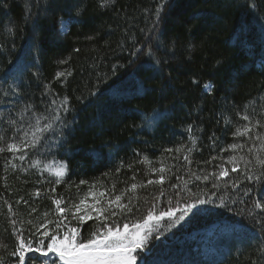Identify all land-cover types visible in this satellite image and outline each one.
<instances>
[{"label":"trees","instance_id":"obj_1","mask_svg":"<svg viewBox=\"0 0 264 264\" xmlns=\"http://www.w3.org/2000/svg\"><path fill=\"white\" fill-rule=\"evenodd\" d=\"M27 2L32 15L26 20L25 0H0V45L5 48L0 50V133L11 137L9 119L19 121L26 104L44 112L54 94L67 96L71 110L62 112V133L46 134L48 150L30 152L24 161L10 152L0 154L3 264L18 260L10 255L17 243L14 229L27 236L34 225L60 215L54 200L67 208L92 186L111 196L123 192L124 204L131 198L132 211L122 214L120 227L143 223L149 211L159 216L174 209L173 217L147 225L143 256L148 264H264V254L257 251L264 235L247 215H237L245 208L241 199L264 203V181H247L242 163L235 173L227 163L228 156L246 152L228 149L246 139L232 135L247 123L237 112L264 118V0H255L261 5L255 15L240 6L245 0H168L155 35L149 30L159 0H114L107 7L100 6L101 0ZM62 19L69 22L66 33L59 28ZM137 45L144 51L134 58L130 53ZM149 48L151 55H145ZM58 72L64 75L57 78ZM205 84L212 85L211 92ZM9 85L17 87V94L5 95ZM33 155L52 171L43 170V164L29 167ZM6 159L15 167H5ZM222 163L227 177L205 181L191 175L218 173ZM61 165L67 170L56 184L54 170ZM161 175L164 182L156 183ZM249 187L253 192L245 197ZM197 197L211 203L184 212ZM221 198L227 207L218 206ZM92 202L88 195L86 203ZM70 226L88 239L99 225L93 215L71 220Z\"/></svg>","mask_w":264,"mask_h":264},{"label":"snow or ice","instance_id":"obj_2","mask_svg":"<svg viewBox=\"0 0 264 264\" xmlns=\"http://www.w3.org/2000/svg\"><path fill=\"white\" fill-rule=\"evenodd\" d=\"M114 0H101V7L110 6ZM169 6L168 0H159L156 9L153 13L155 17L152 21V28L149 30L155 35V30L159 28L160 21L163 19L164 10ZM241 7L247 8L253 15L256 14L254 9H260L261 5L256 3L255 0H245V3L240 5ZM7 7V5H4ZM31 7L27 0H25V18H31ZM198 18V17H195ZM62 26L66 25L62 21ZM14 27V26H13ZM261 28L264 29V22L261 23ZM143 31V30H142ZM9 34L13 33V28L7 29ZM15 46L13 45V48ZM0 50H5L4 45H0ZM144 51L140 45L132 50L130 55L132 57H138L140 53ZM145 55H151V49L149 48ZM19 64H23V61H19ZM156 63H159L157 60ZM64 73L58 72L57 78L63 76ZM70 75V73H69ZM205 89L209 92L212 90V85L205 84ZM46 92L48 86H45ZM17 94L18 89L13 85L8 86V90L5 91V95L8 92ZM95 93H90L94 95ZM264 100V97L261 98ZM59 101V102H58ZM247 108L248 106L245 105ZM71 110L69 104V98L64 96L63 98L56 97L55 94L50 102L46 105L44 112H38L34 110V105L26 104L19 113V121L16 119H9V130L13 132L11 137L7 136L6 133H0V154L10 152L13 154V159H19L24 161L29 153L48 150L45 145L47 140L46 134L55 130L58 133H62V130L66 125L64 124L63 113H67ZM25 113H28L27 119H25ZM2 115V114H0ZM237 116L247 123L236 126L235 131L232 133L234 137L246 138L243 142L232 143L228 145V149L235 152H243L241 155H230L227 157V163L233 165L231 172H238L243 164V176L247 181H255L260 183L264 181V118L256 119L254 113L249 114L247 112L241 114L237 112ZM231 123V121H227ZM191 129V126H189ZM193 143L195 141L193 140ZM182 147V146H181ZM181 149L177 148L175 151L179 152ZM166 151L171 152L172 149ZM191 152V149L187 150ZM225 151V149H221ZM17 153H20L18 156ZM185 161H188V156H184ZM216 157H212L206 163H211ZM190 162V161H189ZM43 164V170L52 171L49 164L43 163V161L33 155L32 163L29 167H39ZM11 165L13 168L15 164L11 159L5 160V167ZM129 168L132 165H128ZM219 171L204 174L203 176L191 173L196 180H209L210 177H215L219 180L221 177H227L229 175V169L224 167L223 163L218 165ZM66 167L61 165L54 170L56 177L55 183H60V178L64 176ZM120 171L119 168L116 169ZM156 171V169H153ZM161 173L165 171L162 167L159 169ZM203 171V170H202ZM107 175V173L105 174ZM134 178V177H133ZM165 177L161 175L156 183H163ZM179 179V177H178ZM81 185L86 184L87 181L81 180ZM149 184L154 181L149 180ZM240 183L239 180L232 183V187L236 188ZM79 187V186H77ZM93 187L89 188L88 194L79 200V203L70 204L67 208L62 207L61 200H54L53 203L57 205V212L60 214L55 220L45 219L38 226L34 225L35 230H28V235H24V230H15L16 246L10 253L12 257H18L15 264H28V260L40 259L42 264H148L147 260L144 259L143 250L146 248L148 243V232L146 231L147 225L152 220H159L163 216L173 217L174 209L169 208L165 212H161L159 216L153 215L152 211H149L147 216L144 218L143 223H136L129 225L123 223L120 227L119 219L122 214L127 211L131 212L132 208L129 206L131 198H129V204L121 203V197L124 195L121 192L120 195H106L105 192H94ZM137 184L131 185L132 189H136ZM176 188V185H172ZM212 187L218 188L219 185L213 183ZM54 191L55 189H51ZM252 188H246L244 196L248 197L252 194ZM37 196L40 195V191L37 190L35 193ZM88 195L93 197L92 203H86ZM179 195V192L176 193ZM215 195V193H213ZM241 203L245 204V208L239 209L237 215H247V217L253 222L254 226L258 228V231L264 235V203L260 199H254L252 204H248L245 200L241 199ZM211 203L210 200H201L198 197L194 203H186L183 209L184 212H188L194 209L197 205H203ZM235 203V201H234ZM220 207H227L224 204L223 198H221ZM232 211V208H228ZM259 210V211H257ZM36 211L35 208L32 209ZM71 214V220L83 222L88 219H92L95 216L98 222V228L90 234L88 239H83L80 236L79 229L71 227V220H68V215ZM45 217L48 213L44 214ZM183 219V216L180 217ZM68 221L65 223V221ZM112 221V223H109ZM15 224V221H12ZM32 224V221H28ZM257 251L264 254V238L261 239L260 247ZM39 254L38 256L35 254ZM50 256L58 258L57 260L49 259ZM138 257L140 259H138ZM0 264H3V259L0 258Z\"/></svg>","mask_w":264,"mask_h":264},{"label":"rangeland","instance_id":"obj_3","mask_svg":"<svg viewBox=\"0 0 264 264\" xmlns=\"http://www.w3.org/2000/svg\"><path fill=\"white\" fill-rule=\"evenodd\" d=\"M62 21H63V23L66 25V27L62 26ZM68 26H69V22H67V20H65V19H62V20L60 21V23H59V28H60V31H61L62 33H66V32H67V30H68Z\"/></svg>","mask_w":264,"mask_h":264}]
</instances>
